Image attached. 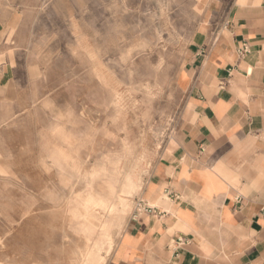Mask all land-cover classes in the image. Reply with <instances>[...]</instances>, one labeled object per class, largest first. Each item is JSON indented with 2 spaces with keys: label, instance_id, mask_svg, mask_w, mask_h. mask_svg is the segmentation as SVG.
<instances>
[{
  "label": "rangeland",
  "instance_id": "obj_1",
  "mask_svg": "<svg viewBox=\"0 0 264 264\" xmlns=\"http://www.w3.org/2000/svg\"><path fill=\"white\" fill-rule=\"evenodd\" d=\"M197 1L0 0L17 64L0 82V264H82L98 240L111 260L186 101ZM111 188L124 203L106 238L85 202Z\"/></svg>",
  "mask_w": 264,
  "mask_h": 264
},
{
  "label": "crops",
  "instance_id": "obj_2",
  "mask_svg": "<svg viewBox=\"0 0 264 264\" xmlns=\"http://www.w3.org/2000/svg\"><path fill=\"white\" fill-rule=\"evenodd\" d=\"M197 2L177 74L186 101L139 200L152 211L107 264H264V0ZM16 65L0 53V82Z\"/></svg>",
  "mask_w": 264,
  "mask_h": 264
},
{
  "label": "bare ground",
  "instance_id": "obj_3",
  "mask_svg": "<svg viewBox=\"0 0 264 264\" xmlns=\"http://www.w3.org/2000/svg\"><path fill=\"white\" fill-rule=\"evenodd\" d=\"M199 25V24H197ZM200 27V26H199ZM197 30V29H196ZM117 105V104H116ZM118 106V105H117ZM116 106V107H117ZM104 176V175H103ZM114 178V177H113ZM116 179V178H115ZM113 180V179H112ZM115 183H117V181H114ZM123 182V181H122ZM113 184V183H112ZM120 184V182H119ZM118 184V185H119ZM123 190H122V187H121V190H122V193L123 194H131L133 191H135L138 186L136 185V182L134 181H129V183L125 186H123ZM103 188V187H102ZM114 188V187H113ZM111 188L110 190V197H107V199H104V198H100V199H96L94 198L92 195L90 196V198L85 202V206H86V210L87 212L89 213L91 210H93V212L99 214L100 216L103 215L107 221L104 222V221H101V219L95 215V218L100 220V228L102 227L104 231V233L106 234V238H108L109 236H111V227H112V221L110 220V217L114 214H116V216L119 215V211H120V207L123 205L124 203V197L122 195H116L117 193L114 192V189ZM99 189V188H98ZM108 189V187H107ZM119 189V188H118ZM90 190H91V187H90ZM107 191V190H106ZM117 191V190H116ZM87 194V193H86ZM81 195V194H80ZM87 196V195H86ZM77 197V196H76ZM81 197V196H80ZM79 197V198H80ZM79 198H76V199H79ZM82 198V197H81ZM81 200V199H80ZM83 201V202H84ZM80 204V203H79ZM84 204V203H83ZM78 206V205H77ZM82 206V205H81ZM78 208V207H77ZM84 209V207L82 208ZM78 211V210H76ZM84 211V210H83ZM86 213V211H85ZM87 214V213H86ZM74 215V214H73ZM97 216V217H96ZM87 218L88 215L86 216ZM75 218V217H74ZM76 218H79V217H76ZM81 218V217H80ZM86 218V219H87ZM92 218V217H91ZM87 222V221H86ZM98 222V221H97ZM96 226H94L95 228ZM101 229V230H102ZM78 233H80L78 231ZM82 234V233H81ZM95 234V231L93 230L90 234V237H89V240H93L94 239V235ZM80 235V234H79ZM84 239V238H83ZM86 241V240H85ZM88 244V243H87ZM89 246V245H88ZM88 248V247H87ZM86 248V249H87ZM101 250H102V244L99 243V240L98 241H95L93 243V247L89 248L88 250V256H85L86 258L83 257V263L82 264H103V261H104V258H103V254L101 253ZM78 258V257H77ZM75 260V259H74ZM82 260V258H81ZM77 261V260H76ZM76 263V262H75ZM78 264V262H77ZM80 264V263H79Z\"/></svg>",
  "mask_w": 264,
  "mask_h": 264
},
{
  "label": "built area",
  "instance_id": "obj_4",
  "mask_svg": "<svg viewBox=\"0 0 264 264\" xmlns=\"http://www.w3.org/2000/svg\"><path fill=\"white\" fill-rule=\"evenodd\" d=\"M238 53L240 56H244L247 53H249V45L247 43H243L242 46L238 49ZM139 207L141 209H139L138 213L151 212L152 211L150 208L144 207V205H142V202L139 203ZM138 213H137V215H139ZM137 215H135L133 219H135L137 217Z\"/></svg>",
  "mask_w": 264,
  "mask_h": 264
}]
</instances>
